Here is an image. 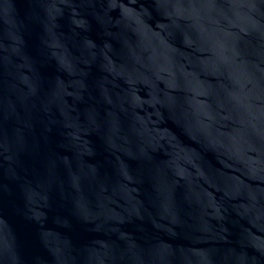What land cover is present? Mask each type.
Segmentation results:
<instances>
[{"label":"water","instance_id":"water-1","mask_svg":"<svg viewBox=\"0 0 264 264\" xmlns=\"http://www.w3.org/2000/svg\"><path fill=\"white\" fill-rule=\"evenodd\" d=\"M0 264H264V0H0Z\"/></svg>","mask_w":264,"mask_h":264}]
</instances>
